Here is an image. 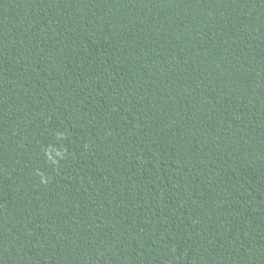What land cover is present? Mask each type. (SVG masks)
I'll list each match as a JSON object with an SVG mask.
<instances>
[{
  "label": "trees",
  "instance_id": "1",
  "mask_svg": "<svg viewBox=\"0 0 264 264\" xmlns=\"http://www.w3.org/2000/svg\"><path fill=\"white\" fill-rule=\"evenodd\" d=\"M0 264H264V0H0Z\"/></svg>",
  "mask_w": 264,
  "mask_h": 264
}]
</instances>
